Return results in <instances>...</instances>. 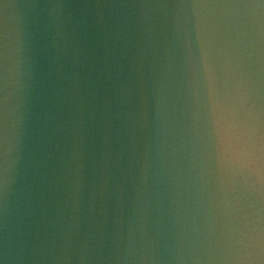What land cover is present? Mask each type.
Returning a JSON list of instances; mask_svg holds the SVG:
<instances>
[{
    "label": "clouds",
    "instance_id": "1",
    "mask_svg": "<svg viewBox=\"0 0 264 264\" xmlns=\"http://www.w3.org/2000/svg\"><path fill=\"white\" fill-rule=\"evenodd\" d=\"M0 264H264V0H0Z\"/></svg>",
    "mask_w": 264,
    "mask_h": 264
}]
</instances>
